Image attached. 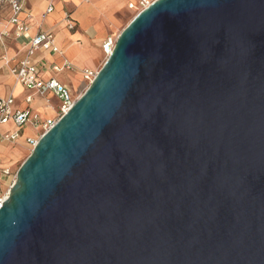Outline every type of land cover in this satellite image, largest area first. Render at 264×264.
<instances>
[{
    "label": "water",
    "instance_id": "water-1",
    "mask_svg": "<svg viewBox=\"0 0 264 264\" xmlns=\"http://www.w3.org/2000/svg\"><path fill=\"white\" fill-rule=\"evenodd\" d=\"M0 264H264V0H154L44 133Z\"/></svg>",
    "mask_w": 264,
    "mask_h": 264
},
{
    "label": "crops",
    "instance_id": "crops-1",
    "mask_svg": "<svg viewBox=\"0 0 264 264\" xmlns=\"http://www.w3.org/2000/svg\"><path fill=\"white\" fill-rule=\"evenodd\" d=\"M138 3L139 0H26L20 18L29 30L25 37L19 40L14 35L15 26L10 24L11 9L5 6L1 12L0 33L8 31L10 35L5 38L6 50H3L0 45V98L13 96L15 110L30 109L38 117L55 114L56 106L48 105L50 101L58 99L53 93L42 97L33 91H28L11 73V67L26 58L31 40L39 33L50 32L54 34L56 45L60 49L57 54L39 50L33 56V62L41 68L43 79L56 78L63 83L62 79L68 80V78L59 73L75 71L71 78L74 81H85V71L93 70L91 68L97 63L99 56L97 46L108 39H105V35L109 26H115L119 13L137 12L138 9H131L130 4L138 5ZM49 7H53V11L48 12ZM69 14L75 24L73 30L68 27L67 16ZM5 53L11 60L9 66L2 59ZM66 63L72 65L73 68L63 69L60 72L53 70L54 66L64 67ZM29 96L33 97L30 105L26 102ZM47 119L55 118H45L43 121ZM24 129L25 127L19 130L20 139L16 143H3L0 148H12L21 141L25 147L26 144L29 145L30 138H38V134L43 131L42 128L36 127L38 134L35 135L24 132ZM2 131L15 132L18 129L10 123L3 126ZM12 157L13 155L7 156L0 161V172L3 169L11 171L8 161Z\"/></svg>",
    "mask_w": 264,
    "mask_h": 264
},
{
    "label": "built area",
    "instance_id": "built-area-1",
    "mask_svg": "<svg viewBox=\"0 0 264 264\" xmlns=\"http://www.w3.org/2000/svg\"><path fill=\"white\" fill-rule=\"evenodd\" d=\"M26 0H0V23L2 22L1 12L5 6L10 7L12 16L10 18V24L15 26L14 35L16 39H23L28 32V27L21 20L20 14L24 9V2ZM153 3L152 0H139L138 5L130 4L131 9H138V12L148 8ZM53 11V7H49L48 12ZM68 27L73 30L75 24L73 19L69 14L67 16ZM8 31L0 33V45L3 50H6L5 38L9 36ZM117 39L109 38L103 45L105 54L109 57L116 45ZM39 50L51 51L52 53H59L60 49L56 45L55 37L53 33L42 32L36 35L30 42L29 50L25 59L17 63L15 66L11 67V73L15 76L17 81L21 83L25 89L28 91H33L37 95L42 97L47 96V94L53 93L62 103V116L63 117L74 105L75 99L71 93V90L58 81L56 78H51L45 80L41 76V68L38 64L34 63L32 58L35 53ZM2 59L5 61L6 65L9 66L11 60L7 57L6 53L2 55ZM72 65L66 63L64 67L54 66L53 70L60 72L63 69L71 70ZM98 71L86 70L84 77L85 80L91 83L97 76ZM27 104L33 102V97L29 96L26 99ZM15 99L13 96L8 98H0V145L3 143H16L20 139L19 130L23 129L28 124H32L35 127H40L44 130V133L48 132L52 127L56 125L59 119H47L42 121L37 115H34L30 109L27 110H15ZM10 123H13L18 131H2V127ZM43 135V134H42ZM39 138H30L28 140L29 145L33 148L37 145ZM0 180L3 181L7 178L11 171L10 169H3L0 172ZM15 179L13 184L15 183ZM12 187V186H11ZM9 193H0V209L3 207V203L8 198Z\"/></svg>",
    "mask_w": 264,
    "mask_h": 264
},
{
    "label": "rangeland",
    "instance_id": "rangeland-1",
    "mask_svg": "<svg viewBox=\"0 0 264 264\" xmlns=\"http://www.w3.org/2000/svg\"><path fill=\"white\" fill-rule=\"evenodd\" d=\"M139 12H128V13H119L117 15V23L115 26H109L105 39L113 38L118 39L120 33L125 29V27L131 22V20L138 14ZM106 42V41H105ZM101 43L100 45H96L99 50V56L97 63L95 67H92L94 71H100V69L103 67L105 62L108 59V56L105 54L103 46L104 43ZM75 72V71H74ZM68 73V72H60L59 74H62L63 76H66L67 79H62L63 83L67 85L71 93L73 95V98L75 100H78L89 88L90 83L88 81L83 80H75L71 78V75L74 73ZM19 89V88H18ZM48 105L55 107L56 106V113L53 115H47L45 117H39L42 121L45 118H55L59 119L62 116V103L60 100L55 99L48 103ZM24 132L26 133H32V134H38V129L32 124H28L25 126ZM44 134V130L38 134V138ZM37 139V138H36ZM22 141L19 142L15 147L12 148H0V161L4 160L7 156L13 155V157L8 161V166L11 167V174L5 178L3 181L0 180V193L7 194L9 193L11 186L13 185L14 179L16 180L17 172L20 169L21 165L24 163V161L30 156V154L33 151V147L26 144L23 148Z\"/></svg>",
    "mask_w": 264,
    "mask_h": 264
}]
</instances>
